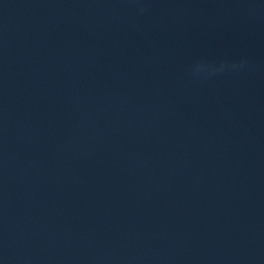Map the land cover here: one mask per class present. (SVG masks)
Wrapping results in <instances>:
<instances>
[{"label": "water", "instance_id": "95a60500", "mask_svg": "<svg viewBox=\"0 0 264 264\" xmlns=\"http://www.w3.org/2000/svg\"><path fill=\"white\" fill-rule=\"evenodd\" d=\"M0 264H264V0H0Z\"/></svg>", "mask_w": 264, "mask_h": 264}]
</instances>
